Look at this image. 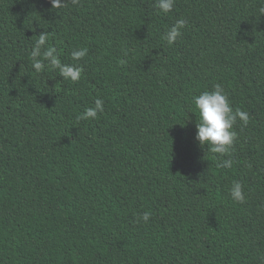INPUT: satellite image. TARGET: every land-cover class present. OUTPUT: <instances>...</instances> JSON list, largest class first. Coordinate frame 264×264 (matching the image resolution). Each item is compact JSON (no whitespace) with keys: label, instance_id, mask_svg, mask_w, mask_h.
I'll return each mask as SVG.
<instances>
[{"label":"trees","instance_id":"1","mask_svg":"<svg viewBox=\"0 0 264 264\" xmlns=\"http://www.w3.org/2000/svg\"><path fill=\"white\" fill-rule=\"evenodd\" d=\"M262 6L0 0V264H264ZM42 33L78 81L32 67ZM216 84L249 115L223 156L195 139L194 98Z\"/></svg>","mask_w":264,"mask_h":264},{"label":"clouds","instance_id":"2","mask_svg":"<svg viewBox=\"0 0 264 264\" xmlns=\"http://www.w3.org/2000/svg\"><path fill=\"white\" fill-rule=\"evenodd\" d=\"M76 0H73L75 3ZM64 0H51L53 9H59L63 6ZM175 0H156V7L162 12L168 13L174 7ZM259 11L264 14V6L260 7ZM186 26V20H178L167 32L163 39L168 45H173L182 35V29ZM47 34L42 33L39 39L35 42L34 49L31 52L32 67L37 71H43L45 62L48 66L59 71V76L64 80L76 82L80 79L83 72L82 67L75 65L62 64L56 55L54 47H46ZM87 55V49L73 50L71 53L72 59L79 61ZM42 57V58H41ZM195 108L198 110V123L196 141L201 147L207 146L208 151L217 153L223 156L229 152L230 147L237 139V133L233 130V126L237 119L241 120L245 125L249 121L247 112L236 109L233 111L230 106L227 95L220 84L214 86V90L205 91L194 98ZM104 111V102L102 99L95 100V107L88 108L84 112V118H95L98 112ZM233 161L225 159L221 163V167L230 168ZM231 198L237 202H243L245 195L242 184L239 181H234L230 189ZM150 219V213L145 212L138 217V221L147 223Z\"/></svg>","mask_w":264,"mask_h":264}]
</instances>
